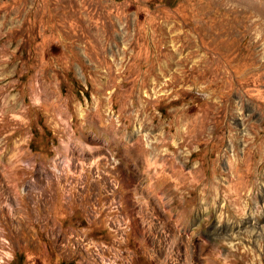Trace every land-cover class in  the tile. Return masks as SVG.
Here are the masks:
<instances>
[{
  "label": "rangeland",
  "instance_id": "374dc122",
  "mask_svg": "<svg viewBox=\"0 0 264 264\" xmlns=\"http://www.w3.org/2000/svg\"><path fill=\"white\" fill-rule=\"evenodd\" d=\"M0 264H264V0H0Z\"/></svg>",
  "mask_w": 264,
  "mask_h": 264
},
{
  "label": "bare ground",
  "instance_id": "6f19581e",
  "mask_svg": "<svg viewBox=\"0 0 264 264\" xmlns=\"http://www.w3.org/2000/svg\"><path fill=\"white\" fill-rule=\"evenodd\" d=\"M170 165V164H169ZM173 168V167H172ZM176 170H178V169H176ZM196 172V171H195ZM189 173H191V172H189ZM160 175V174H159ZM162 175V174H161ZM175 176V175H174ZM176 181H178V180H176ZM183 182V181H182ZM186 187V186H185ZM171 191V190H170ZM237 194V193H236ZM248 221V220H247ZM245 223H247V222H245ZM249 224H251V223H249V221H248V223L247 224H244V227L245 228H247L248 226H250ZM254 227H256V226H254ZM253 228H251V229H249V231H251ZM261 230V229H260ZM258 233V232H257ZM254 237V236H253ZM255 237H259V234H256L255 235Z\"/></svg>",
  "mask_w": 264,
  "mask_h": 264
}]
</instances>
